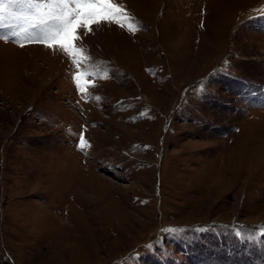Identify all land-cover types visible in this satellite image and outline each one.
I'll list each match as a JSON object with an SVG mask.
<instances>
[{
  "label": "rangeland",
  "instance_id": "1",
  "mask_svg": "<svg viewBox=\"0 0 264 264\" xmlns=\"http://www.w3.org/2000/svg\"><path fill=\"white\" fill-rule=\"evenodd\" d=\"M115 2L79 65L3 14L0 264H264V0Z\"/></svg>",
  "mask_w": 264,
  "mask_h": 264
},
{
  "label": "snow or ice",
  "instance_id": "2",
  "mask_svg": "<svg viewBox=\"0 0 264 264\" xmlns=\"http://www.w3.org/2000/svg\"><path fill=\"white\" fill-rule=\"evenodd\" d=\"M22 4H28L34 9L38 24L33 23L31 27H38L39 31L30 33L22 39H15L13 42L20 47L30 43H41L50 48L58 46L64 54L73 58V63L76 65L81 63V60L76 59L78 56L85 61L90 59L83 55L85 50L74 43L80 39L78 29L84 28L91 31L89 27L91 24L114 22L122 28L127 25L130 32L134 33L138 30L132 23L133 17L115 0H0V21H3L4 12L10 10L11 6ZM2 26L0 24V27ZM11 27L16 28L17 26L12 25ZM21 32H28V29L13 30L8 34L0 35V40L7 42L12 37H20ZM87 75L91 73L85 71L72 74L77 90L82 93L85 92V86L89 84V81L84 80L81 84V80ZM87 147L91 145L81 132L77 148L83 152Z\"/></svg>",
  "mask_w": 264,
  "mask_h": 264
}]
</instances>
